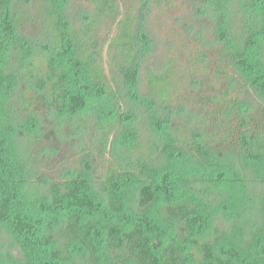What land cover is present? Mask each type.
Segmentation results:
<instances>
[{"label":"trees","instance_id":"obj_1","mask_svg":"<svg viewBox=\"0 0 264 264\" xmlns=\"http://www.w3.org/2000/svg\"><path fill=\"white\" fill-rule=\"evenodd\" d=\"M71 1L0 0V226L26 264L264 260V243L254 253L229 238L223 250L218 227L213 236L192 230L198 216L207 220L202 228L213 227L222 208L205 198L213 187L230 190V217L240 212L237 194L248 182L229 158L242 157L264 180V0H189L197 15L189 31L200 46L190 99L178 103L173 60L149 69L148 94L140 93L152 43L146 13L159 0H136L138 14L119 0H84L92 9L78 24ZM113 25L117 70L109 77L99 33ZM203 67H212L214 82ZM238 89L262 98L259 107ZM73 151L81 165L72 168ZM107 153L113 161L100 174L96 157Z\"/></svg>","mask_w":264,"mask_h":264},{"label":"rangeland","instance_id":"obj_2","mask_svg":"<svg viewBox=\"0 0 264 264\" xmlns=\"http://www.w3.org/2000/svg\"><path fill=\"white\" fill-rule=\"evenodd\" d=\"M119 2L120 4L126 2L135 11V14H138L142 5L141 1L136 0H119ZM159 2V4L155 2L150 11L146 13L145 29L152 43L148 51H146L147 53L142 55L143 59H141L140 75L142 84L140 93L143 95L148 94L147 71L151 69L154 72H161L165 69L168 60H173L175 67L172 77L180 79L179 85L175 87L174 91L175 103L180 101L186 102L190 99L189 94L193 91L190 83V76L195 72L194 63H192L193 54L197 52L200 46V43L193 39V34L189 31L190 26L195 24L197 20L196 11L189 0H159ZM90 9H92V5L89 2L72 0L69 13L78 24L81 16L88 14ZM116 29V26L113 25L109 31L103 28L99 33L102 43L99 60L109 77H112L117 70L112 60L114 51L110 49L109 45ZM27 32L31 36L37 33L35 30H28ZM208 37L210 38V34ZM39 64L43 65L42 62H39ZM204 68H198L200 73L203 72L201 75L209 77L210 82H214L215 78L212 67H209V69ZM235 75L239 76L238 73H235ZM241 86L239 85V88H242ZM242 89H238L235 95H238L241 100L251 102L253 109L259 107L262 98H257L253 91H249L248 93ZM179 96H181L180 99H177ZM193 98L196 99V97ZM144 126L145 132L151 133V128L147 124ZM66 151L67 149L62 148L60 156H64ZM108 152H110L109 148ZM80 155L81 153L73 151L67 165L72 168L80 166ZM111 157L109 153L104 158L96 157L95 164L98 165V173L107 172L108 167L113 161ZM229 160L238 165V169L242 171L244 179L248 182L247 188L239 191L240 194H237V204L240 212L235 217H230L228 215V207H231V203H229L230 190L213 187L215 188L214 191L206 193L207 196L205 198L209 204H218V206L222 207L220 212H215L216 214L214 213L210 219L211 222L209 224L213 227L207 224V226L202 228L203 221L207 220H202L203 218L198 216L199 219L194 223L195 227L192 230L193 232H199L201 235H210L213 232V228L218 227L221 229V233L226 235L218 241V244H220L219 249L225 250L228 248V246H224L223 242H227L229 238L235 239L240 237L241 246L255 253L257 244L264 243V180H260L255 176L256 174L253 172L254 168L252 167L254 165L250 164L251 166H247L242 157H232ZM186 168L188 169L187 166L183 167V169ZM50 172L52 177H59V169L56 168ZM31 185L29 184L28 186L29 189L31 188V194H33V187L36 185H33V187ZM37 187L41 193L48 191L47 186L42 184H38ZM204 187L202 186V188ZM30 197L33 198V196ZM168 226L169 230L172 229L170 225ZM192 230L190 229L191 232ZM257 256L254 259H244L248 264H264L263 257L259 261L258 259L261 256ZM26 262L27 258L22 248L14 242V239L6 232V229L0 226V264H26Z\"/></svg>","mask_w":264,"mask_h":264}]
</instances>
